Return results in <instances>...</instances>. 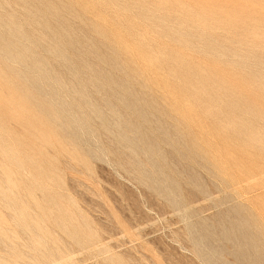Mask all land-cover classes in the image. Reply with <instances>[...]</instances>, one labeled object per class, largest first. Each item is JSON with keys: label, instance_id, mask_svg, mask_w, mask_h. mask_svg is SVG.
Returning a JSON list of instances; mask_svg holds the SVG:
<instances>
[{"label": "rangeland", "instance_id": "rangeland-1", "mask_svg": "<svg viewBox=\"0 0 264 264\" xmlns=\"http://www.w3.org/2000/svg\"><path fill=\"white\" fill-rule=\"evenodd\" d=\"M262 1L0 0V264H239Z\"/></svg>", "mask_w": 264, "mask_h": 264}, {"label": "bare ground", "instance_id": "bare-ground-1", "mask_svg": "<svg viewBox=\"0 0 264 264\" xmlns=\"http://www.w3.org/2000/svg\"><path fill=\"white\" fill-rule=\"evenodd\" d=\"M261 4L264 3V1L260 2ZM255 3L252 4V2L249 3L248 8L246 9L248 11V18L251 21L252 16L256 13L257 15V23L254 22L253 24L249 25L248 27L253 30L255 26H257L255 29L256 33L259 38V43L262 45L263 37H264V4L261 5V7L258 6V9H254L253 7ZM257 5H260L259 3ZM256 6V4H255ZM247 7V6H246ZM256 10V11H255ZM254 17V16H253ZM256 16L254 17V19ZM248 20V21H249ZM250 24V23H248ZM251 31V30H250ZM254 31V30H253ZM254 34V33H253ZM252 34V35H253ZM252 37V36H249ZM251 39V38H250ZM257 39V38H255ZM251 41V40H250ZM249 41V42H250ZM256 41V40H254ZM258 43V44H259ZM256 44V43H255ZM258 44H256L258 46ZM255 45V46H256ZM260 46V45H259ZM258 46V51L260 50V46ZM264 48V46H263ZM262 48V49H263ZM261 49V52H262ZM264 50V49H263ZM253 47L249 46L248 48V58H249V63H248V72H246L248 75H245L248 80H246L248 85V97L246 100V108H247V113L249 120L247 121L245 125L246 129V135H247V152L248 156H246V162L244 164H233L229 166V170L231 172L232 180L228 181L226 184L227 189L232 188L235 192H238V195L240 197H243L246 199V201L253 205L255 212L251 211L253 209H250V211L255 214L257 217L256 222H254V228L258 230L259 235L255 234L254 231H252L250 228H241L239 229L237 226L234 224H228L227 227H225V232L224 233V238L226 240L227 245H229L232 248V255L234 256L235 260L239 264H264V249L261 248V243L257 240L259 237L261 240H264V58L261 61V58L263 56L259 55V58L256 60L253 59ZM264 52V51H263ZM255 54V53H254ZM256 55V54H255ZM257 55V56H258ZM256 56V57H257ZM264 57V56H263ZM255 58V57H254ZM258 62L257 70L258 78H256L258 82V92L257 94L252 93V89L254 88V80L252 76V68L254 67L253 62ZM258 60V61H257ZM253 61V62H252ZM254 75V73H253ZM249 76V78H248ZM245 77V78H246ZM255 79V80H256ZM256 82V81H255ZM256 87V86H255ZM256 89V88H255ZM257 91V90H256ZM247 93V92H246ZM253 116L255 117V120L253 122ZM257 145V153H254L253 150V145ZM257 182L254 185H251L252 183ZM244 184L249 185L247 188H244ZM241 188H244L241 190ZM220 191L217 190V193ZM256 197L251 196L254 193H258ZM245 201V200H244ZM245 201V202H246ZM248 205V204H246ZM249 208V207H248ZM251 208V207H250ZM254 215V216H255ZM253 218V217H252ZM232 222V221H231ZM230 223V222H229ZM251 224V223H250ZM253 224V223H252ZM247 227V226H246ZM252 227V226H250ZM221 224L218 222L216 224V231H215V239H218V236L220 235L217 233L218 231L220 232ZM219 234V235H218ZM221 236V235H220ZM259 239V240H260ZM220 240V239H219ZM218 241V240H217ZM219 243V242H218ZM263 244V243H262ZM230 253V249H229Z\"/></svg>", "mask_w": 264, "mask_h": 264}]
</instances>
